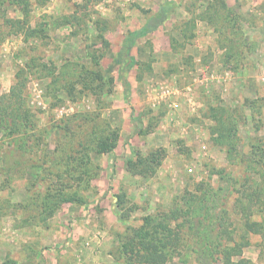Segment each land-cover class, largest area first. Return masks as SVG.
Masks as SVG:
<instances>
[{
  "label": "rangeland",
  "instance_id": "obj_1",
  "mask_svg": "<svg viewBox=\"0 0 264 264\" xmlns=\"http://www.w3.org/2000/svg\"><path fill=\"white\" fill-rule=\"evenodd\" d=\"M165 1H3L0 97L18 75L34 135H0V264H145L127 228L163 264H264V0H171L122 75L117 39Z\"/></svg>",
  "mask_w": 264,
  "mask_h": 264
},
{
  "label": "trees",
  "instance_id": "obj_2",
  "mask_svg": "<svg viewBox=\"0 0 264 264\" xmlns=\"http://www.w3.org/2000/svg\"><path fill=\"white\" fill-rule=\"evenodd\" d=\"M4 0H0V9ZM9 1V6L14 5L17 7L22 15L26 17L29 13V0H7ZM37 4H45L48 0H35ZM223 8H226L225 4L222 3ZM172 8L169 6H161L157 12H155L138 30L127 33L124 36L123 44L120 51L116 55V63H123L122 75H127L130 70L137 64V61L131 57L130 51L134 46L137 39L143 38L148 34L155 32L159 27H161L169 18V13ZM7 23H16L17 25H24L23 21H11L6 19ZM21 29V27H20ZM28 31V36L32 37L37 34L35 29H30ZM99 37H102L101 34ZM16 81L13 86H11L9 92L0 97V135L5 138H12L14 140H21L28 136L34 135V129L32 126V114L31 111L24 105L21 100V92L23 91V84L20 82L19 76L15 75ZM124 81V89L127 94L129 84ZM134 118V117H133ZM67 127V126H66ZM135 133L141 134L143 131L135 127ZM39 141V140H38ZM119 141V133L116 129H108L106 134L95 137L91 142L95 149L94 153L97 155L108 154L114 158V151L117 148ZM163 150H158L154 153L150 160V163L157 161L160 164V160L163 157H158L155 159L157 154H160ZM127 169L133 170L136 165L143 164L141 159L133 160L126 157ZM148 160L144 161L147 163ZM158 163H154L158 166ZM69 172V170H65ZM142 174V172H141ZM117 205L120 206L122 198L116 196ZM52 207H57L54 205ZM54 209L51 208L49 215H52ZM124 235L119 238L121 246V255L125 258L133 260V257L139 256L142 262L145 264H163L165 259V253L161 251L154 240H149L150 235L147 233H141L138 229L127 228ZM131 232V234H130ZM148 234V235H147ZM148 236V237H147ZM219 239V238H217ZM216 240V238H215ZM217 242V240H216ZM138 243V250H131V246ZM216 243H214L215 249ZM218 246V245H217Z\"/></svg>",
  "mask_w": 264,
  "mask_h": 264
},
{
  "label": "crops",
  "instance_id": "obj_3",
  "mask_svg": "<svg viewBox=\"0 0 264 264\" xmlns=\"http://www.w3.org/2000/svg\"><path fill=\"white\" fill-rule=\"evenodd\" d=\"M173 4H174V3H172L171 0H166L162 6H169V7H171L172 10H173V11H171V12H174V9H175L176 7H175ZM141 26H143V25H141ZM141 26H138V27L135 28L133 31L138 30ZM161 27H162V26H161ZM161 27H159V28H161ZM151 34H152V33H151ZM148 35H149V34H148ZM143 38H144V37H143ZM143 38L137 39L136 42H135V44H134V46H136V44H138L139 40H141V39H143ZM111 40H112V39H111ZM117 40H118V42H117L118 45H117L116 47H117V48H121V46H122V44H123L124 36L122 35L121 38H120V39H117ZM134 46L132 47V49H131V51H130V55H131V57L134 56V54H133V51H134V48H135ZM121 137H122V136H121Z\"/></svg>",
  "mask_w": 264,
  "mask_h": 264
}]
</instances>
